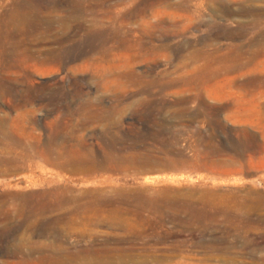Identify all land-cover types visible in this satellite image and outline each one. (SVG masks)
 I'll use <instances>...</instances> for the list:
<instances>
[{
  "label": "rangeland",
  "instance_id": "374dc122",
  "mask_svg": "<svg viewBox=\"0 0 264 264\" xmlns=\"http://www.w3.org/2000/svg\"><path fill=\"white\" fill-rule=\"evenodd\" d=\"M0 264H264V0H0Z\"/></svg>",
  "mask_w": 264,
  "mask_h": 264
},
{
  "label": "bare ground",
  "instance_id": "6f19581e",
  "mask_svg": "<svg viewBox=\"0 0 264 264\" xmlns=\"http://www.w3.org/2000/svg\"><path fill=\"white\" fill-rule=\"evenodd\" d=\"M4 210V209H3ZM31 225V224H30Z\"/></svg>",
  "mask_w": 264,
  "mask_h": 264
}]
</instances>
